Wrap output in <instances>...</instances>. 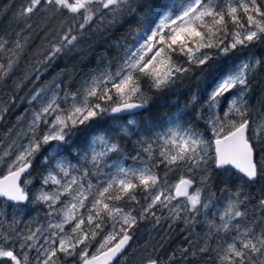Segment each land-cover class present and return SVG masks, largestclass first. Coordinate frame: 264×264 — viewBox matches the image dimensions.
I'll return each mask as SVG.
<instances>
[{
    "label": "snow or ice",
    "instance_id": "6c2138e0",
    "mask_svg": "<svg viewBox=\"0 0 264 264\" xmlns=\"http://www.w3.org/2000/svg\"><path fill=\"white\" fill-rule=\"evenodd\" d=\"M11 21L0 83L33 87L0 134V264H120L142 223L168 221L207 231L143 264H264V0H22ZM93 36L111 42L94 65L41 83ZM197 73L183 109L153 113Z\"/></svg>",
    "mask_w": 264,
    "mask_h": 264
},
{
    "label": "trees",
    "instance_id": "16d2710c",
    "mask_svg": "<svg viewBox=\"0 0 264 264\" xmlns=\"http://www.w3.org/2000/svg\"><path fill=\"white\" fill-rule=\"evenodd\" d=\"M22 0H0V31L10 30L11 27L14 25L12 24L11 17L18 9ZM7 12V19H5V13ZM30 24H33L37 31L46 23L41 18H33L29 21ZM58 23V22H56ZM127 28V25L125 26ZM123 31V30H122ZM115 36H120L121 32H115ZM39 43V41H37ZM111 42L107 41L103 36H93L89 39L86 43H82L79 47L82 48L84 51L81 55H77L74 58H63L59 60L58 66L50 69L48 72L44 74V78L41 83L47 84L50 83L53 77L57 76L61 69L67 67L71 69L73 66H76L77 69L81 66V61H86L92 65H94L98 58L105 54L106 50L109 49V44ZM264 51V50H262ZM115 54L114 51L112 53ZM257 55H260V52H257ZM193 76L191 79L186 80L183 84L179 87L174 88L172 92L168 93V99H161L158 100L156 105L153 107L152 111L154 114H167L171 109L173 114L175 111L179 109H183L184 104L187 102L189 96L194 93L198 92V84L199 81L197 77ZM20 73H17L16 76L12 77V79L8 80L6 84L0 83V102L7 103L9 99L15 96V102L11 105V111L5 118L3 122H0V134L5 132L8 127H11L17 123V116L22 114L26 108L25 100L26 95L33 87L32 84H27L23 90H17L15 88V83L19 79ZM256 84L261 85L264 87V67L258 69V74L254 81V86ZM259 91V89H257ZM255 103V101H253ZM173 106H178L174 108ZM201 125L200 130L203 131L206 125L203 121L199 122ZM208 135L210 136L211 133L209 132ZM131 163V161H128ZM41 169L39 167V161H37V166L33 171L32 177V184L29 185L30 195L40 187L39 184V173ZM4 173L0 172V176ZM161 174H163V170H161ZM180 173L177 172L170 177L171 182L179 180ZM259 184H264V180L260 181ZM257 186H250V190L253 195H258V187ZM216 191V189H213ZM248 191V189H245ZM221 194L217 191V196L219 197ZM201 221L204 220L203 217L200 218ZM185 224L183 221H178L174 227L170 230L169 223L164 222L162 226L159 228H153L152 222L142 223L135 232V241L133 242L132 246L128 249L126 254V260H122L120 264H143V260L149 254L152 255H160L164 260L167 259L168 255L175 249H177L180 245L184 247H188V245L184 242L185 237L189 235L192 236V239L195 240L198 237H202L204 232L207 231V226L203 223L198 224L195 226V229L184 230ZM184 230V231H182ZM161 243H163L164 247L161 251L153 252V248H160ZM195 251V249H193ZM191 264H211L210 261L206 259H201L200 256L190 257Z\"/></svg>",
    "mask_w": 264,
    "mask_h": 264
},
{
    "label": "rangeland",
    "instance_id": "374dc122",
    "mask_svg": "<svg viewBox=\"0 0 264 264\" xmlns=\"http://www.w3.org/2000/svg\"><path fill=\"white\" fill-rule=\"evenodd\" d=\"M27 96V95H26ZM25 102V105H26V108H28L29 107V105H28V103H27V100H25L24 101ZM25 108V109H26ZM6 165H3V166H0V172H3L4 174L6 173ZM178 181V180H177ZM177 181H174V182H172V183H176ZM36 191H37V189L33 192V194L32 195H34V194H36ZM33 207H36V211H32L31 212V216H29L28 218L29 219H31V218H33V217H36L37 216V214H38V212H39V206H33V205H29V208H33ZM9 214H10V211H9ZM39 216L40 217H43V212H39ZM204 218V217H203ZM178 222V221H177ZM176 222V223H177ZM168 223H171V221H168ZM93 251H94V249H93Z\"/></svg>",
    "mask_w": 264,
    "mask_h": 264
},
{
    "label": "water",
    "instance_id": "95a60500",
    "mask_svg": "<svg viewBox=\"0 0 264 264\" xmlns=\"http://www.w3.org/2000/svg\"><path fill=\"white\" fill-rule=\"evenodd\" d=\"M233 171H234V170H233ZM5 174H6V173H5ZM3 175H4V174H3ZM3 175H2V176H3ZM2 176H0V177H2ZM177 182H178V181H177Z\"/></svg>",
    "mask_w": 264,
    "mask_h": 264
}]
</instances>
